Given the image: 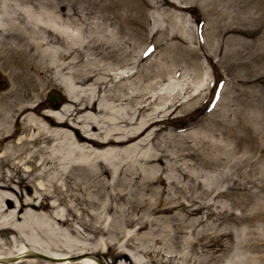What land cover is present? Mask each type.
Masks as SVG:
<instances>
[{
    "label": "bare ground",
    "instance_id": "6f19581e",
    "mask_svg": "<svg viewBox=\"0 0 264 264\" xmlns=\"http://www.w3.org/2000/svg\"><path fill=\"white\" fill-rule=\"evenodd\" d=\"M182 1L0 0V74L11 81L0 100V264H264V216L238 227L260 215L244 209L264 189V153L214 156L218 145L203 141H213L218 119L190 139L163 131L171 111L204 96L183 84L156 91L169 59L155 71L151 59L140 65L153 47L134 59L121 46L114 54L116 39L84 50L61 41L93 11L113 37L133 29L128 16L141 4L169 18ZM97 54L124 69L98 66ZM108 79L118 94L97 99ZM53 81L69 101L60 107L45 99ZM219 164L247 178L221 188L229 174H211L205 185L204 169Z\"/></svg>",
    "mask_w": 264,
    "mask_h": 264
},
{
    "label": "rangeland",
    "instance_id": "374dc122",
    "mask_svg": "<svg viewBox=\"0 0 264 264\" xmlns=\"http://www.w3.org/2000/svg\"><path fill=\"white\" fill-rule=\"evenodd\" d=\"M152 1L138 0L139 3ZM222 1L206 3V0H185L181 4L186 8L169 7L174 11L169 18L162 9L156 10L150 5L141 4L139 10L133 9L128 16L136 22L133 29L125 28L117 32L113 30V37L103 27L100 14L93 11L85 16V21L77 20L80 25L73 24L71 38L63 37L61 41L78 50H84L87 42L109 47L116 39V44L110 48L115 50L114 54L120 53L117 47L121 46V51L130 49V56H134V59L153 47L148 58L143 59L140 65L148 64L151 59V70L155 71L159 62L169 59V72L159 78L162 79L156 91L160 92L161 87L166 90H179L183 84L182 86L189 87L190 94L201 88V97L204 96L195 105L189 104L184 110L171 111L169 117L161 123L164 126L163 131H173L177 135H183V138L190 137L200 126L202 128L198 130H208L214 119H218L220 126L215 130L213 141H203L218 145L212 150V154L228 155L230 148H235V159H244L250 155L253 160L260 152L264 153V124L262 126L255 121H260L259 117L264 116V107H260L264 101V0H237L235 3H231L232 0ZM254 4H259V7L252 8ZM91 60L100 67L106 66L107 61L115 67H125L117 57L111 60L97 54L92 55ZM81 64L83 61L77 63ZM94 71L99 76L103 75L101 69ZM114 81L116 80L108 79L98 83L96 98L104 95L116 96L118 87ZM0 82L1 100L10 89L11 81L0 74ZM59 91L63 93V88L53 81L45 96L46 101L49 93ZM61 102L69 101L64 96ZM54 103L59 107L62 104ZM236 136H241L242 141H236ZM188 142L193 145L195 141ZM260 159L264 162V157ZM261 165L259 162L255 167ZM215 168L216 170L211 166L204 169L205 185L210 183L211 174H229L221 183V188L235 185L233 180L237 177L234 169L228 164H219ZM249 168V164H242L237 170L244 171ZM245 178L247 176L242 174L237 179L242 182ZM21 188L28 192L32 190L26 184H21ZM244 210L249 217L251 214L260 215L257 214L253 220L249 219L238 225L240 229L243 224L255 228L262 223L260 217L264 216V189L257 193L255 201L252 200ZM232 211L241 213L239 207Z\"/></svg>",
    "mask_w": 264,
    "mask_h": 264
},
{
    "label": "water",
    "instance_id": "95a60500",
    "mask_svg": "<svg viewBox=\"0 0 264 264\" xmlns=\"http://www.w3.org/2000/svg\"><path fill=\"white\" fill-rule=\"evenodd\" d=\"M48 100H49V101H52V100H57V101H59V99L56 98L54 94L49 95ZM33 254H36V253H33Z\"/></svg>",
    "mask_w": 264,
    "mask_h": 264
},
{
    "label": "flooded vegetation",
    "instance_id": "af4514ba",
    "mask_svg": "<svg viewBox=\"0 0 264 264\" xmlns=\"http://www.w3.org/2000/svg\"><path fill=\"white\" fill-rule=\"evenodd\" d=\"M1 83V82H0Z\"/></svg>",
    "mask_w": 264,
    "mask_h": 264
}]
</instances>
